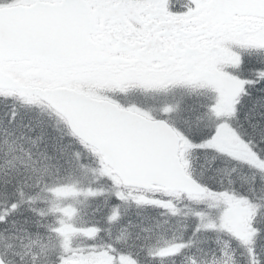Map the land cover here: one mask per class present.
<instances>
[{"label": "snow or ice", "instance_id": "6c2138e0", "mask_svg": "<svg viewBox=\"0 0 264 264\" xmlns=\"http://www.w3.org/2000/svg\"><path fill=\"white\" fill-rule=\"evenodd\" d=\"M0 264H264V0H0Z\"/></svg>", "mask_w": 264, "mask_h": 264}]
</instances>
